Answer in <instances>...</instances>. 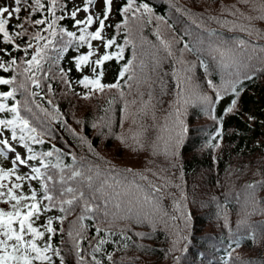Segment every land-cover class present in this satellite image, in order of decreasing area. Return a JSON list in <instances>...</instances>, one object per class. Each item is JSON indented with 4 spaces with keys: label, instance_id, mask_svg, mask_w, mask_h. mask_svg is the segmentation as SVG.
<instances>
[{
    "label": "trees",
    "instance_id": "16d2710c",
    "mask_svg": "<svg viewBox=\"0 0 264 264\" xmlns=\"http://www.w3.org/2000/svg\"><path fill=\"white\" fill-rule=\"evenodd\" d=\"M126 2L119 0L118 18L104 32L106 38L115 36L116 44L124 47V58L105 61L102 67L108 73L104 71L101 80L104 84L116 83L122 67L132 61L130 72L120 79L121 89L90 93L78 83L87 75L86 66L82 70L75 66L76 58L86 55L85 43L67 36V32H73L74 21L67 14L68 0H61L67 11H57V15L63 14L65 19L58 22L56 37L41 33L52 39L53 45L45 50L47 58L37 73L41 87L30 85V91L38 95L32 97L18 90L14 99L0 97V103H6L9 108L20 101L21 117L44 133L43 144L28 141L36 153L54 151L53 146L60 150L47 158L50 168L46 175L54 176V182L49 181L50 187L54 183L59 190L63 176L64 187L82 189L88 197L95 195L96 199L90 203L98 208L88 214L94 218L80 221L84 226V238L79 241L80 256L91 264L92 249L103 238L107 243L95 254L101 264H264V20H253L259 32L249 34L231 27L233 21L243 24L248 21L229 14L239 10L255 17L260 13L253 11V6L259 8L264 0H251L247 4L239 0H209L207 10L195 0H136L137 4L147 3L153 9L151 22L147 15L140 21L130 16L128 27L117 30L116 24L123 25L119 9ZM44 15L46 12H37L30 19ZM156 16L164 17L173 27L169 29L163 21H157ZM20 17L17 23H9V32L21 31L15 25L23 23L28 35L16 39L19 50L6 44L18 66L8 72L0 69V78L11 79L15 75L16 84L23 79L19 73L25 65L21 61L30 59L35 51V40L31 41L33 48L28 49L27 56L23 51L29 35L37 28L46 27H33L28 23L25 18L29 17V10L23 7ZM212 17L229 23L222 26ZM193 19L197 23L203 21V25L197 27ZM158 29L165 40L182 37L180 43L173 44L174 56L168 57L164 52L156 35ZM75 33L77 37L81 34L80 31ZM126 39L132 41L125 44ZM240 40L245 43L238 44ZM2 41L0 34V43ZM46 42L40 41V45ZM184 43H189L195 51L185 52L186 63L181 64L179 50ZM210 45H224L231 48V52L222 60L210 50ZM105 51L115 52L117 47L104 49L101 56ZM156 58L162 62L153 71ZM9 59L3 55L1 60ZM200 60L208 65L207 72ZM193 64L195 67L189 74L194 77L195 87L178 97L177 78L184 89L183 77ZM61 69L71 88L61 78ZM130 74L133 79L128 80ZM209 80L220 90L222 98L218 103L203 105L198 94L210 96L214 101L216 98ZM16 84L0 85V92L11 91ZM157 85L160 93L155 91ZM106 93L108 96L101 105L92 107L86 103ZM149 93L151 105L145 111L142 109L149 101ZM109 100L113 102L109 104ZM233 100L235 108L227 112ZM25 101L32 112L25 108ZM251 104L255 105L253 113ZM41 108L51 115H46ZM178 108L179 119L183 120L187 131L177 155L172 156L165 149L169 137L180 131L175 115ZM0 114L6 120L14 115L7 109ZM16 133L19 140V127ZM112 151L113 155L109 153ZM58 163L60 167H56ZM42 171L45 170L42 168ZM73 171L81 175L74 177ZM17 174L25 173L18 170ZM11 181L14 182L15 177ZM28 185L25 180L22 190L26 195H30ZM35 185L39 198L42 196L40 184L35 181ZM156 188L159 191H155ZM55 194L58 195V191ZM82 207L81 201L63 224L59 220L53 223L56 232L51 234V243L61 249L65 264H77L79 259L72 250L68 231L80 216ZM56 214L62 215L59 208L43 213L34 226L43 230L47 217ZM97 227L105 231L97 235ZM58 260L60 257L53 255L54 264Z\"/></svg>",
    "mask_w": 264,
    "mask_h": 264
},
{
    "label": "snow or ice",
    "instance_id": "6c2138e0",
    "mask_svg": "<svg viewBox=\"0 0 264 264\" xmlns=\"http://www.w3.org/2000/svg\"><path fill=\"white\" fill-rule=\"evenodd\" d=\"M102 5V10L99 14L92 13L90 11L91 6L97 3V0H85L83 8L74 7L67 14L73 19L74 23L77 26L83 25L79 29L80 35L76 36L75 32H67V36L71 39H78L81 44L87 43L89 51L86 55H80L76 58V68L77 70H82L84 66H89L93 73L92 77L88 75H84L82 79L78 81L80 85H83L85 89H89V92L98 91L103 92L105 89H121L120 79H123L126 73H129L132 69V61H128L119 73V78L116 83L113 84H104L101 82L104 71L103 65L105 61H109L112 59L122 60L124 58V47L116 44V37L106 38L104 35L105 28L108 27L106 21H108L110 14L113 12L114 8V0H99ZM251 0H239V3L247 4L250 3ZM22 7L29 10V17L25 18L28 23H30L33 27L46 25L45 28H37V30L29 35L28 42L26 47H24L23 51L25 56L28 55V49L33 48L32 40L36 41L35 51L31 54L30 59H26L21 61L22 64L25 65L20 75L23 76V79L16 84L17 77L14 75L11 79L0 78V85H10L16 84L15 87L11 91L8 92H0V97L4 100L8 98H15V94L18 90H23L25 93H29L32 97H36L38 95L35 91H30V85L35 88L41 87V79L38 77L37 73L41 71V64L46 60L47 54L45 52L50 46L53 45V40L48 37L42 35V32H48L49 37H56L57 35V24L59 21H63L65 19V15H57V11L60 10L62 12L67 11L66 5L61 3V0H12L11 5H0V34H2V40L4 44L11 45L13 50H19L20 45L16 44V39L28 35L27 28L24 27L23 23H19L15 25L16 28L21 29V31H15L10 34L8 26L11 20L16 19L20 20V13L22 11ZM83 11L85 13H89L85 20L76 19L77 13L79 11ZM228 11V9H225ZM122 19L123 25L116 24L115 27L119 30L122 26L128 27L130 22V16L132 20L140 21L143 19L145 15L148 16V22H151L152 16L154 15L153 9L147 3L137 4L136 0H127L126 4L119 9ZM253 11H258L260 14L253 17L251 15H247L243 12L230 11L229 14L233 16L239 15L243 17L244 20H247V24L237 23L233 21L231 27L233 29L238 28L240 31L248 32L252 34L253 32H259L258 29L254 27L252 24L253 20H264V3L257 8L255 5L253 6ZM37 12H46L43 18H38L35 20H31L30 17L35 15ZM139 14V15H137ZM157 21H163L169 29L173 26L168 25L167 21L162 16L155 17ZM216 23L221 24L222 26H227L228 21L220 20L216 17H212ZM197 27H201L203 25V21L197 23L195 19L192 21ZM93 24H97L98 26L94 31H89V27ZM63 33L64 30L60 29ZM214 34V33H212ZM157 37L160 39V43L166 55L168 57H172L175 55L173 50L174 43H180L182 37L177 38L173 36L170 40H165L160 37L159 29L156 33ZM42 46L40 45V41H45ZM91 41H101L105 50L112 48L113 45H116L117 51L108 52L102 56H99L96 60H90L95 53L92 49ZM130 43L129 40H125V44ZM245 42L243 40L238 41V44L243 45ZM210 50L217 54L222 60L229 55L231 52V48H228L224 45H210ZM135 48V45H133ZM180 57L178 58V62L181 64H185L186 61L183 59V55L185 52H194L195 49L193 46H190L189 43H184L183 47L179 50ZM0 53L5 56H8L10 59L7 62L0 60V69H3L4 72H8L10 69H14L17 67V59L12 56V52L7 48H0ZM135 56V52H134ZM160 58H156L153 66V71L159 67L161 63ZM200 65L204 68L205 72L208 71V65L203 61H199ZM143 67V64H142ZM195 65H191L190 68L186 69V74L183 77V83L185 84V88L181 89V80L177 78V89H178V97L182 94L188 93L190 89H194L193 79L194 77L190 75L191 69L194 68ZM98 69H100L98 71ZM175 76L176 74L173 73ZM66 74L61 69V78L64 79ZM46 78V75H45ZM250 78V77H248ZM133 79V75H128V80ZM64 82L68 84V87L71 88V83L64 79ZM209 87H212L216 92L215 101L212 97L207 95H197L198 100L203 105H212L213 103H218L222 98L221 92L219 89H216L215 85H213L212 81H208ZM161 86L163 87V81L161 80ZM48 91H52V86L48 85ZM232 91L235 92V86H232ZM120 95L123 97L124 93L121 91ZM85 98H88L87 95ZM151 93H149V101L143 105L142 110H147V108L151 105ZM113 101L109 100V104ZM49 104L52 103L51 100L48 101ZM135 103V101H133ZM236 101L233 100L231 106L227 109V112H232L235 108ZM25 108L28 112H32V109L28 107L27 101H25ZM37 108H40V105H36ZM127 103L125 104V110H127ZM20 101H16V104L11 108L8 107L6 103H0V112H4L7 109L9 112L13 113L12 119H0V156H4L5 149L11 153V156L8 157L10 160L12 167L5 169L3 166H0V201H2L5 206H10V210L5 211L3 208H0V264H54L53 255L60 257V264H65V258L61 255V249L56 248L51 243L52 235L55 234L56 228L53 227L54 220H59L61 224H63L64 220L67 218V215L75 211V206L79 202H83L82 212L80 216L77 218V221L73 222L72 228L68 231V237L71 241L72 250L76 251V254L79 256L77 264H88L82 256H80V243L83 237L84 226L80 223L86 218H94L89 216L88 214L93 213L98 205L94 203H90L96 199L93 194L91 197L86 196V193L82 189L73 188V187H64L63 181L64 177L61 176V187L59 190L55 189V184L50 187L49 181L54 182V176L51 174L46 175L47 170L50 168V162L47 158H50L55 153H59V149H55L54 151H48L43 153H36L32 146L28 143L31 141V144H43L44 140L41 136L44 133L38 132L36 127H31L29 125V120L24 119L20 115ZM46 115H51L47 112V109H40ZM58 111V110H57ZM178 121V125L180 127V131L175 134L174 137H169V142L166 144V153H169L172 156L177 155V150L179 148L180 143L183 140V135L187 131L184 126L183 120L179 119L181 112L179 108L175 113ZM55 119L56 117H52ZM215 118V117H214ZM95 126V125H94ZM20 128V136L19 142L23 145V148L27 149L28 155L26 158L23 157L21 153H18L16 149L10 144L8 139L2 138L4 129H11V140H17L16 128ZM27 133V135H25ZM51 134L50 132L48 133ZM83 139V137H81ZM121 139H123L121 137ZM135 139V137H134ZM218 146V145H217ZM14 157V159L12 158ZM59 160V156H57ZM73 159L75 157L73 156ZM38 161L40 167H32L30 162ZM19 166L31 167L32 175H28L25 173L24 175H18L17 172L19 170ZM56 167H60L59 163ZM42 168L45 171H42ZM81 175L78 171H73L72 176L79 177ZM15 177V181L12 182L11 178ZM142 179H146V177H141ZM9 181V184H5L4 181ZM38 181L40 184V188L42 191V196L38 198V193L36 189L31 187V184L28 185L30 190V195H26L22 190L24 187V181ZM90 181V178H89ZM90 186V183H89ZM58 191V195L55 194ZM155 191H159L158 188ZM70 195L71 198H65ZM47 202V203H45ZM179 207V205H178ZM54 208H59V211L62 215L59 217L48 216L46 223H43L41 230L39 227H35L34 224L36 221L41 220L42 214L50 212ZM105 216L108 215L107 212L104 213ZM77 225H79L77 227ZM63 232V228L60 229ZM101 231H105V229H101L97 227L96 233L99 235ZM107 231H110L108 229ZM123 231V230H122ZM50 234L45 241V235ZM43 243L41 244L40 242ZM107 243V241L103 238L99 239L98 243L92 249V262L91 264H101V261L96 259V253L101 251V246ZM51 253L52 255H50ZM108 259L111 260L112 257L109 255Z\"/></svg>",
    "mask_w": 264,
    "mask_h": 264
},
{
    "label": "rangeland",
    "instance_id": "374dc122",
    "mask_svg": "<svg viewBox=\"0 0 264 264\" xmlns=\"http://www.w3.org/2000/svg\"><path fill=\"white\" fill-rule=\"evenodd\" d=\"M204 1H205V3H204V5H202L201 2H204ZM84 2H85V0H70V4L72 6L71 10L74 7H79V8L82 9L83 6H84ZM195 2L197 3V5H199L202 8L207 10L206 4L209 2V0H195ZM11 4H12V0H0V5H11ZM116 4H117V0H114L113 12L110 14V17H109L108 21H113L115 19V6H116ZM101 10H102V5L100 4L99 0H97V3L94 4L93 6H91V9H90V11L92 13H96V14H99L101 12ZM88 14L89 13H85V12H83L81 10V11H79L77 13V17L76 18L79 19V20H85ZM11 21L14 22L15 19H13ZM108 21H106V24L108 23ZM97 26H98L97 24H93L92 26L89 27V29L95 30V28ZM80 27H83V25H80ZM0 56H1V53H0ZM90 72H91V74H93L92 71H91V68H90ZM155 91L160 93L158 85L156 86V90ZM164 93H165V90L162 92V94H164ZM107 96H108V93L100 94L95 99L90 100L89 102H86V103L89 104L92 107H97L98 105H101L103 103V101L106 99ZM254 110H255V105H251V112H253ZM2 138L8 139L10 141V144L16 149V151L18 153H21L24 158L27 157V152L24 150L22 145H20L16 141L11 140V136L8 134V130H6V129L3 130ZM109 153L113 155V151H112V153L111 152H109ZM9 156H11V153H9L7 149H5L4 156H0V165H4L5 166V165L11 164L10 160L8 159ZM12 158L14 159V157H12ZM19 167L23 168L24 170H26L28 172V175H32L31 167H24V166H19ZM30 182L33 183V181H30ZM9 183L10 182H8V184ZM0 208H3L5 211H7V210L10 209V206H5V204L2 201H0Z\"/></svg>",
    "mask_w": 264,
    "mask_h": 264
}]
</instances>
